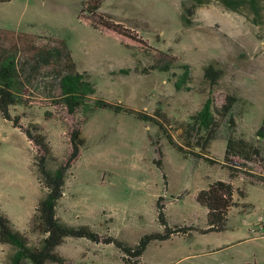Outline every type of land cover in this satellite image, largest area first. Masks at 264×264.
I'll use <instances>...</instances> for the list:
<instances>
[{"label":"rangeland","instance_id":"1","mask_svg":"<svg viewBox=\"0 0 264 264\" xmlns=\"http://www.w3.org/2000/svg\"><path fill=\"white\" fill-rule=\"evenodd\" d=\"M86 1L0 3V27L13 31L9 35L13 39H4L5 48L0 49L13 56L17 75L24 81L31 66L38 77L48 69L32 60L28 46L47 43L51 47L55 42L48 38L63 40L75 69L90 74L95 97L154 117L164 132L123 113L97 110L91 114L82 124L85 146L68 171L57 205L58 218L134 245L142 235L162 230L154 210L158 200L167 227H207L206 209L196 202V194L216 180L228 179L222 163L230 129L225 119L220 120L215 139L202 151L194 144L196 133L186 124L206 98L202 69L210 63L222 72L214 93H233L240 99L232 108L235 136L255 139L264 118V0H259V23L253 22L245 7L235 12L211 0L195 10L187 26L179 19L180 0H102L99 12L132 31L153 50L148 54L127 50L116 39L81 22L77 16ZM16 32L34 35V39L22 45L18 36L14 38ZM9 40L16 42L15 50L7 48ZM156 51L189 66L187 89L174 86L178 70L149 69ZM58 93L56 82L51 93L33 91L35 98L43 100ZM12 110L22 112L20 107ZM42 112L35 107L32 119L44 124L53 157L60 158L65 149L63 126L58 120L43 121ZM167 135L176 146L169 144ZM257 145L264 155V138ZM158 159L161 170L154 164ZM234 161L245 165L236 168L241 177L238 184L252 208L242 206L243 213L230 214L226 231L199 234L191 230L189 235L152 241L139 259L125 260L114 246L86 239L67 238L58 252L65 264H264V235L257 225L264 219V173L240 159ZM30 163L24 136L0 116V210L22 233L41 196ZM254 182L262 184L249 185ZM9 250L0 245V264L5 263Z\"/></svg>","mask_w":264,"mask_h":264},{"label":"trees","instance_id":"2","mask_svg":"<svg viewBox=\"0 0 264 264\" xmlns=\"http://www.w3.org/2000/svg\"><path fill=\"white\" fill-rule=\"evenodd\" d=\"M8 1L10 0H0V3ZM210 1L180 0L179 19L182 25H189L195 10ZM216 2L225 9L235 12L245 7L253 15V22L259 23L262 10L259 0H216ZM101 4L102 0L84 2L77 18L91 29L116 39L127 50L136 49L145 54H148V50L153 51L132 31L100 13ZM12 33L11 30L0 29V48H5L3 41L7 40L4 39L8 37L13 39V36H9ZM16 37L25 46L30 43L27 39H34V35H25L20 32H16L14 38ZM11 40L7 48L15 50L17 44ZM47 41L55 42V45L48 47L45 43L38 47L28 46V48L33 51L30 55L32 60L36 64L46 65L48 69L41 77H38L35 67L31 66L32 72L30 75H23L24 81L17 75L18 70L13 56L6 50L0 49V116L22 134L28 143L31 157L29 169L41 189V196L26 222L24 233L19 232L0 210V245H6L10 249L4 264H65V259L58 252L57 247L67 238L86 239L93 243L112 245L122 258L127 260V258H141L152 241L167 240L172 235H189L191 230H197L201 234L224 231L228 211L237 206L233 196H243L242 190L235 187L232 182L239 177V171L236 168L245 165L234 163V159H240L244 164L249 163L264 173V155L261 154L260 146L257 145V141L264 138V118L255 131L253 141L235 136L232 108L240 99L233 93H214L222 72L210 63L202 69L201 83L206 88V98L199 110L189 117L190 122L186 124L190 131L196 133L197 140L194 144L202 151L215 139L220 120L225 119L230 129L222 163L228 170V179L216 180L196 194V202L206 209L207 227L205 229L167 227L163 206L158 200L155 202L154 210L162 230L142 235L134 245H129L110 234L101 235L87 225L68 224L58 218L57 205L64 192L68 171L78 161L85 146L82 124L91 114L97 110L123 113L157 125L163 132L164 129L162 124L152 116L140 114L123 105L95 97L96 90L90 81V74L75 69L70 51L64 41L51 38ZM153 57L155 61L150 70L168 73L174 68L179 71L174 82L175 88L177 90L186 88L185 85L190 82V68L186 63H180L159 51H156ZM54 82L58 86V95L44 100L34 97V90L51 93ZM219 96L221 97L218 99ZM16 107H20L22 112L13 113L12 109ZM35 107L43 109V121L58 120L63 126L65 149L60 158L53 157L44 124L34 122L32 119L34 117L32 110ZM167 138L170 145L176 146L170 136L167 135ZM147 139L150 140L149 135ZM184 144L188 145L189 142L184 141ZM177 148L181 149L179 146ZM156 152L160 158L162 152L159 147L156 148ZM206 160L209 161V159ZM154 164L161 170L159 159L154 161ZM161 176L165 185V175L161 174Z\"/></svg>","mask_w":264,"mask_h":264},{"label":"crops","instance_id":"3","mask_svg":"<svg viewBox=\"0 0 264 264\" xmlns=\"http://www.w3.org/2000/svg\"><path fill=\"white\" fill-rule=\"evenodd\" d=\"M0 29H6V28H4V27H0ZM8 30V29H7ZM241 179V177L239 176L238 177V179H236V180H234L233 182H232V184L235 186V187H239V188H241V185L240 184H238V180H240ZM262 183H260V182H254L253 184H249V185H251V186H256V185H261ZM262 185H264V184H262ZM241 190H242V188H241ZM242 192H243V196L242 197H237L236 195H234L233 196V199H234V201L237 203V206H235V207H232L229 211H228V214H227V217L230 215V214H235V213H237V214H239V213H243L244 212V208L242 207V206H247V208H252V204L250 203V201L247 199V197H246V193H245V191H243L242 190ZM228 219V218H227ZM262 221H264V219L263 220H259L258 221V223L257 224H259V223H261ZM206 227H203V228H201V229H205ZM226 229L227 228H225L224 229V231H226ZM224 231H221V232H224ZM208 233H220V232H208ZM208 233H203V234H208ZM199 234H201V233H199ZM240 240H239V238H238V240H237V242H239ZM153 243H155V242H153ZM151 244V243H150Z\"/></svg>","mask_w":264,"mask_h":264},{"label":"built area","instance_id":"4","mask_svg":"<svg viewBox=\"0 0 264 264\" xmlns=\"http://www.w3.org/2000/svg\"><path fill=\"white\" fill-rule=\"evenodd\" d=\"M235 163V161H234ZM258 226H260L259 229H261V234L264 235V221H262L261 223L257 224Z\"/></svg>","mask_w":264,"mask_h":264}]
</instances>
